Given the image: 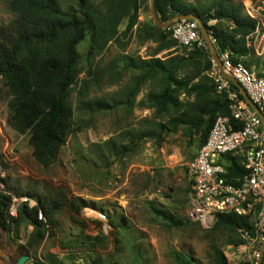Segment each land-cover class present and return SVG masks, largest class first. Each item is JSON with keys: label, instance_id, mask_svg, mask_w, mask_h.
I'll return each instance as SVG.
<instances>
[{"label": "trees", "instance_id": "16d2710c", "mask_svg": "<svg viewBox=\"0 0 264 264\" xmlns=\"http://www.w3.org/2000/svg\"><path fill=\"white\" fill-rule=\"evenodd\" d=\"M70 1V0H68ZM74 6L62 7L60 0H11L10 10L15 16L0 27V100L9 106L7 125L20 135L29 136V144L36 163L43 169L51 168L58 160L72 133L75 110L70 101L73 88L80 76L78 47L89 36L90 56H99L110 43L127 38L134 31L140 42L157 45L149 59L130 58L127 69L136 72L122 98L109 102L89 99V81L85 79L78 90L77 111L87 114L112 112L125 106L133 109L142 88L151 83L158 89L150 91L140 106L153 112L139 129L124 137L133 145L117 144L109 140L105 146L113 152L126 153L140 141L162 142L167 136L177 134L181 128L199 137V149L206 143L218 116H230L229 101L216 91L209 72L212 63L203 48L196 47L183 56L159 58V54L174 49V41L167 29L155 23H140V0H75ZM162 24L176 16H196L201 24L218 39L219 51H229L235 63L244 64L249 70L261 65L260 58L247 46V36L256 29V21L244 14L242 6H234L229 0H213L198 8L182 0H155ZM212 21L220 26H212ZM126 22L123 32L120 27ZM179 46V45H178ZM186 50V49H185ZM264 76V73H259ZM236 90L239 88L233 84ZM1 148V141H0ZM195 158V157H194ZM227 180L234 182L246 173L241 157L230 154ZM6 190L0 194V227L17 238L23 227H33L31 242L22 255H28L33 264H56L54 257L39 259L30 255L47 236H55L59 227L58 215L65 209L72 214V221L81 217L86 203L71 198L64 187L33 189L20 194L7 181ZM191 190L193 184L190 181ZM15 197H27L36 202H21L17 216L10 215ZM156 215L177 225L166 211L153 208ZM114 226L113 222H111ZM123 228V225L120 224ZM241 230H254L252 219L234 214L217 217L213 232L230 233V245L245 244ZM93 240L92 237H89ZM96 240V239H94ZM213 264H229L217 247H212ZM177 264H192L182 255L175 257ZM90 264H102L94 259ZM264 264V259H263Z\"/></svg>", "mask_w": 264, "mask_h": 264}, {"label": "rangeland", "instance_id": "374dc122", "mask_svg": "<svg viewBox=\"0 0 264 264\" xmlns=\"http://www.w3.org/2000/svg\"><path fill=\"white\" fill-rule=\"evenodd\" d=\"M92 1L94 5L100 2ZM211 1L182 0L198 8ZM229 1L243 9L245 3H252L255 11L264 16V0ZM60 2L63 8L70 5L77 8L75 0ZM10 3L11 0H0V27L15 17ZM139 22H154L150 0H140ZM211 23L216 27L221 24ZM125 27L126 22L120 32ZM90 46L88 36L78 47L80 76L70 97L75 110L72 133L51 168L43 169L36 163L28 135H20L7 125L8 101L0 100V165L7 183L20 194L33 189L64 187L71 198L77 197L86 203L77 222L72 221L69 209L62 211L57 217L59 227L55 236H47L30 250V255L39 259L54 257L56 264H90L94 259L102 264H177L178 255L187 257L192 264H213L212 247H217L229 264H248V256L229 244L233 235L206 230L189 216L192 190L188 165L199 150L197 135L181 128L160 143L140 141L126 153L113 152L105 146L109 140L133 145L124 134L152 119L153 112L141 108L140 103L157 87L146 84L133 109L122 106L95 115L77 111L78 90L85 79L90 85L89 99L111 103L119 100L137 75L127 69L128 60L149 59L157 45L142 44L134 31L127 38L120 36L119 42H110L99 56L89 55ZM187 54L177 45L157 57H186ZM257 57L261 65L252 71L264 73V55ZM15 198L20 202L26 199ZM154 207L166 211L177 225L156 215ZM33 231V227H23L17 238L0 227V264H7L8 257L10 264H14L23 249H28ZM28 264H33V260Z\"/></svg>", "mask_w": 264, "mask_h": 264}, {"label": "built area", "instance_id": "2783aa9c", "mask_svg": "<svg viewBox=\"0 0 264 264\" xmlns=\"http://www.w3.org/2000/svg\"><path fill=\"white\" fill-rule=\"evenodd\" d=\"M244 14L256 21V29L247 36V46L257 56L264 55V16L255 11L252 3H245ZM212 25V23H210ZM171 38L188 53L203 48L210 57L212 79L216 91L226 95L230 116H218L206 143L188 165L192 182L189 216L204 229L211 230L219 215L234 214L252 219L253 232L241 230L245 244L236 247L248 256V264H259L264 247V76L235 63L229 51L220 52L218 39L212 31L206 41L201 25L193 19L175 21L168 29ZM222 63L220 68L215 55ZM231 77L239 84L233 87ZM260 113L245 99V94ZM241 157L246 173L234 182L227 180L228 162L225 156ZM6 190L5 175L0 165V194ZM30 206H36V202ZM20 200L14 198L10 215L17 216ZM101 219H105L101 215Z\"/></svg>", "mask_w": 264, "mask_h": 264}, {"label": "water", "instance_id": "95a60500", "mask_svg": "<svg viewBox=\"0 0 264 264\" xmlns=\"http://www.w3.org/2000/svg\"><path fill=\"white\" fill-rule=\"evenodd\" d=\"M151 1V12H152V16H153V20H154V23L155 25H157L158 27L162 28V29H168L175 21H179V20H189V19H193V20H196L202 27V30H203V34L205 36V39L206 41L210 44V39H209V36H208V33H207V30L206 28L201 24L200 22V19L196 16H176L174 17L169 23L167 24H162L160 19H159V16H158V13H157V10H156V5H155V0H150ZM216 57V60L220 66V68H222V63L220 61V57L218 54L215 55ZM236 86L239 87V84L236 82V80H234L233 78L231 77H228ZM245 94V99L248 101V103L254 107L259 113V109L257 108L256 105H254V103L249 99V97L246 95V93L244 92ZM262 119L264 120V117L261 115ZM263 259H264V247H263V250H262V259L260 261L259 264H263ZM31 261V257L28 256V255H23L21 256L14 264H28L29 262Z\"/></svg>", "mask_w": 264, "mask_h": 264}, {"label": "flooded vegetation", "instance_id": "af4514ba", "mask_svg": "<svg viewBox=\"0 0 264 264\" xmlns=\"http://www.w3.org/2000/svg\"><path fill=\"white\" fill-rule=\"evenodd\" d=\"M10 257H8L7 259H5V261L7 262V264H10Z\"/></svg>", "mask_w": 264, "mask_h": 264}]
</instances>
